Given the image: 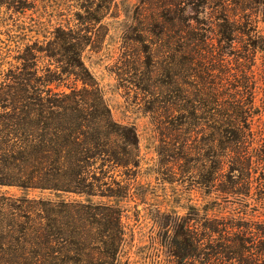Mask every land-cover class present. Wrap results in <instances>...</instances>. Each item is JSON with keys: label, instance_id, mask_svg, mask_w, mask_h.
Masks as SVG:
<instances>
[{"label": "rangeland", "instance_id": "rangeland-1", "mask_svg": "<svg viewBox=\"0 0 264 264\" xmlns=\"http://www.w3.org/2000/svg\"><path fill=\"white\" fill-rule=\"evenodd\" d=\"M28 3L30 11L0 8V85L26 45L53 40L60 26L81 27L92 42L82 52L84 77L113 121L136 130L138 158L132 170H111L108 186L91 198L0 186V264H179L166 248L173 224L164 230L163 219L188 221L192 207L211 210L221 224L236 218L264 227L260 174H252L249 198L210 191L202 183L215 160L194 149L196 140L212 139L209 131L178 141L170 125L177 110L215 90L220 104L247 113L259 143L249 153L256 156L264 141V0ZM108 208L120 213L119 224Z\"/></svg>", "mask_w": 264, "mask_h": 264}, {"label": "trees", "instance_id": "trees-1", "mask_svg": "<svg viewBox=\"0 0 264 264\" xmlns=\"http://www.w3.org/2000/svg\"><path fill=\"white\" fill-rule=\"evenodd\" d=\"M28 1L0 0V8L30 11ZM91 43L81 27L60 26L53 40L45 37L44 42L26 45L15 58L17 65H10L5 85H0V186L91 198L108 186L111 170L137 167L136 130L113 121L101 92L84 77L87 69L82 52ZM2 61L8 64L5 56ZM79 82L84 89H78ZM197 100L192 108L177 110L179 116L170 122L177 140L209 131L206 134L212 139L194 142L195 150H206L215 160L202 184L223 197L249 198L254 188L252 174H260L264 181L263 139L256 156H251L249 148L259 143L247 113L220 104L215 90ZM119 149L124 155L116 152ZM257 190L264 204V183ZM107 211L119 224L120 213ZM210 211L203 215L192 207L188 221L163 219L164 230L173 224L174 235L168 237L166 248L179 264H264V227L247 226L236 218L221 224L212 219ZM119 233L112 251L120 247Z\"/></svg>", "mask_w": 264, "mask_h": 264}]
</instances>
